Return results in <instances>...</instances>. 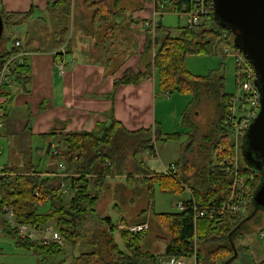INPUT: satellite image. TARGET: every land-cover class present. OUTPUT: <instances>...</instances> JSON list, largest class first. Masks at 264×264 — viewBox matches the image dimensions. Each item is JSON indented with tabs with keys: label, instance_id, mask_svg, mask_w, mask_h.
I'll use <instances>...</instances> for the list:
<instances>
[{
	"label": "trees",
	"instance_id": "1",
	"mask_svg": "<svg viewBox=\"0 0 264 264\" xmlns=\"http://www.w3.org/2000/svg\"><path fill=\"white\" fill-rule=\"evenodd\" d=\"M87 1L84 4L86 3L85 7L92 11L90 13L92 23L100 22L102 27L115 17L114 0ZM160 2L164 11L178 12L190 11L194 3L193 0ZM52 6L63 10L68 18L72 2L56 0ZM0 12L5 24L0 41L1 66L29 46L31 39L27 37L25 47H22L21 43L17 45L16 38L12 40L9 34L6 35V30L26 22L32 14V9L28 13H11L0 7ZM148 24L139 69L126 70L115 84L139 83L143 78L156 75L161 93L180 92L192 95L190 105L181 116L182 123L190 130L173 135L165 134L160 126L129 131L120 121L111 117L108 123H98L93 131L66 132L55 145L56 153L53 151L54 158L59 159L65 166L63 169L65 175L42 176L31 163L21 165L7 163L0 169V214L3 207L9 205L14 207L19 223L47 224L55 220L56 227L65 241L74 246L78 240H84L86 235H90L91 239L88 240L90 247L82 248L79 254L72 257L70 264H158L160 257L169 256L194 257L195 264H264V260L257 262L254 259L251 247L244 243V236L248 235L246 233L250 230L245 226L256 216L246 220L254 211L253 196L246 212L219 214L211 211L213 207L222 205L230 195L232 174L227 170L225 159L234 157L232 129L226 124H218L211 132L202 136L206 145L203 150L214 155L215 160L212 159L205 164L193 160L196 162L193 166L192 160L188 158L190 148L194 145L193 139L197 138V135H191L195 130V125L190 119L191 109L199 105L205 94L212 95L219 100L220 120H223L230 112L234 95L225 89V74L221 68L206 76L195 75L187 69L186 58L188 55L216 53L215 39H220L224 33H228L226 39L228 43L237 47L235 33L222 25L214 13L195 30L185 26L178 27L177 35H173L161 20L149 21ZM68 26L69 23L56 28L54 48H60L67 42ZM153 31L154 38H149ZM159 34H163V37L160 38ZM248 64L254 70L249 61ZM28 70L29 65L24 61L15 65L14 76L21 77ZM242 70L243 67L237 65L238 84L241 88V83L246 79V74ZM183 134H188L190 139L189 143L182 147L187 152L184 156L181 153L180 159L174 163L175 173H158L149 168L146 160L138 159L141 154L156 156L158 140H177ZM54 136L52 133L44 134L42 138L50 140ZM242 142L243 139L241 146ZM51 148L52 144L49 142L47 151H51ZM240 173L254 174L257 180L261 177L248 166H242ZM122 176L132 185L140 178L142 183L148 184L152 197L155 184H159L165 191L191 192L192 196L184 200L187 204L185 210L156 214L160 225L168 234L167 237L158 238L164 246L160 252H152L144 246L143 240L151 232L150 224L148 229L132 233L126 228H119V223H114L111 217L98 216L106 229L98 232L100 229L98 226L88 228V216L90 213L97 214L96 206L100 201V193L107 187L108 179ZM63 183L67 185L68 190L66 193L58 194ZM114 206L117 207L116 203ZM195 206L199 210L209 211L204 216L195 218ZM45 207L48 208L43 210ZM145 212L146 210H142V214ZM142 223L147 222L140 221L135 224ZM116 231L121 235L124 247L114 241ZM261 231L264 232V227L257 233L260 234ZM3 234L15 239L19 247L34 252L46 260L47 257L63 251V247L57 243L41 244L38 241L21 238L16 230H10L9 227Z\"/></svg>",
	"mask_w": 264,
	"mask_h": 264
},
{
	"label": "crops",
	"instance_id": "2",
	"mask_svg": "<svg viewBox=\"0 0 264 264\" xmlns=\"http://www.w3.org/2000/svg\"><path fill=\"white\" fill-rule=\"evenodd\" d=\"M54 1L0 0V7L5 12L28 13L32 9L30 18L20 24L27 29V37L31 39L22 51L23 62L27 61L29 70L21 77L15 75L13 82L5 88L6 117L0 141L9 140L12 159L25 154L22 162L36 166L42 176L53 177L65 175L62 163L54 156L47 161L41 157L39 163H35L34 136L54 134L48 152L53 154L64 133L93 131L98 123H108L111 117L129 131L155 128L160 126L159 120L162 121L158 100L161 95H171L159 91L156 75L143 78L139 83L115 84L126 70L139 69L146 32L143 30L149 21L160 20L158 16L164 12L161 0H135L137 3L132 5L129 0H114L116 15L102 27V23L90 20L92 11L84 4L87 0H70L73 4L69 19L63 10L52 6ZM132 7L133 11L130 10ZM67 23V42L54 48L56 27ZM137 33V51L133 47V54H130L129 42L130 48L134 46L133 38ZM16 39L25 47L23 38ZM62 64L63 70L60 69ZM10 162L21 165V162ZM149 162V168L158 173H163L169 166L163 162L152 166ZM0 223L6 230L3 218ZM257 235L262 242L253 245L251 252L257 262H262L264 232Z\"/></svg>",
	"mask_w": 264,
	"mask_h": 264
},
{
	"label": "rangeland",
	"instance_id": "3",
	"mask_svg": "<svg viewBox=\"0 0 264 264\" xmlns=\"http://www.w3.org/2000/svg\"><path fill=\"white\" fill-rule=\"evenodd\" d=\"M135 3H137L135 0H129V5ZM133 9L134 7L130 8V10L132 11ZM158 19L162 21V24L165 27L171 30L173 35H176L178 34V27H183L186 25L188 16L181 12L170 10L164 11L162 15L158 16ZM58 26L56 28H58ZM146 30L147 29L143 30V32H145ZM7 34L12 37V40H14L16 37L23 38V41L25 43L28 40L27 29H25L24 25L14 26L13 28H11V30L7 29L6 35ZM154 36L155 33L153 31L149 35V38H154ZM146 37L147 33L145 32L144 43L146 41ZM159 37L162 38L163 34H159ZM221 39H223V37H220V39H215L217 53L209 55H188L186 58V67L191 73L203 76H206L209 73L221 68V71H223L225 74L226 91L230 94H233L234 98L238 99L236 103V106L238 108V110L236 111L237 115L239 117L247 116L250 105H247L246 110L241 108L242 103L240 100L243 99L244 93L242 92V88L239 87L238 84L239 82L237 77L238 72L236 60L233 56H227L223 53H220V48L222 45ZM133 40L134 46H132L131 48V43L129 42L130 54H133L134 48L135 51H137V46L139 44L138 33L134 36ZM11 44L12 41H10V45ZM191 96L192 95L188 93L180 92L172 93L170 97H164V95L160 96L158 100V113L159 119L162 118V121L159 120V125L162 127L164 133H166L167 135H173L178 132L184 133L190 130L187 125H184L182 123L181 116L188 105H190L192 100ZM218 103L219 100L216 97L205 94L199 105H196L191 109L190 119L195 125V132L192 131L191 135H197V138L193 139L194 145L190 148L191 151L188 153V158L192 160L191 164L193 166L196 163L194 161L205 164L206 162L210 160L212 161V159L215 160L216 158L210 152H207V150H203L206 145L204 144L205 140L202 136H204V134L208 132H211L218 124L225 125L226 117L223 120H220V107L218 106ZM188 137V134H183V136L177 140H158L156 142V156L151 157L141 154L138 156V159L146 160V162H149V160L151 159L149 163L152 166L161 165V162L165 163L166 165L175 163L180 159L181 153L184 156L187 152H185V148L182 149V147L183 145L189 143L188 139H190V137ZM52 141H54V139L50 138V140H44L40 136H34L35 153L33 157L35 163H39L41 157H43L45 161H47L49 157L53 158V154H48L47 151V146L49 142ZM232 141L234 142L233 158H235V153L237 152L239 162L238 170L239 172H241L242 166H248L243 155V142L240 150V148L237 149L238 146L236 145V137L233 136ZM0 148H2L3 150V156H0V167H3L7 163H11L10 161L16 163L21 162V164L24 163L21 160H24V158H26L25 154L21 157L16 156L15 159H12V146L7 138H4L2 141H0ZM246 175L243 174L240 176L239 180L242 183H244L247 178L251 179V177H253L254 180H252V188L256 189L261 184V177L257 180V177L254 174H251L249 177ZM139 179L140 178H138V180H136L132 185L127 182V179L124 176L110 177L108 179V183L106 184L107 187H104L102 193H100V201L96 206L97 214L90 213L88 216V228L98 226L100 228L98 232H101L102 229H106V226L101 223V219L99 218L106 216L111 217L114 223L118 222L119 228H125L127 226L134 225L136 222L146 221L151 226V232L143 240L144 246L152 250V252H160L164 246L162 243H160L161 241L158 240V238L167 237L168 234L160 225L156 214L177 211L179 209V203L188 199L190 197V194L188 190H185L184 192H175L172 190L165 191L159 184H155L152 197L150 196L148 184L142 183ZM231 179L233 180L234 176H231ZM115 203L117 207L114 206ZM47 208L48 207H45L43 208V210H46ZM142 210H146V212L142 214ZM46 226L57 229L55 220H51L46 224ZM245 227L250 230L246 233L248 235L244 236V243L249 245L250 247H252L256 243L260 244V242L262 241L258 237L257 232L264 227V210L259 209L256 216L252 218ZM114 237V241H116L121 247H124L123 239L119 232L116 231ZM90 239L91 236L86 235L84 240H78L75 246L74 244L65 241V244L63 245V251L58 255L47 257L46 260V258L43 259L42 257L36 255L34 252L19 247L16 244L15 239L10 238L5 234H0V264H70L72 257L79 254V251L82 248L90 247L88 242V240L90 241ZM239 242L243 243V241ZM184 261L185 264L196 263V259L194 257H187L184 259Z\"/></svg>",
	"mask_w": 264,
	"mask_h": 264
},
{
	"label": "built area",
	"instance_id": "4",
	"mask_svg": "<svg viewBox=\"0 0 264 264\" xmlns=\"http://www.w3.org/2000/svg\"><path fill=\"white\" fill-rule=\"evenodd\" d=\"M189 1V0H186ZM193 8L188 12H183L188 16V21L185 25L186 28L195 30L199 28L204 22L207 21L208 16L214 13L215 1L214 0H193ZM228 33H224L223 39H221V52L227 56H233L236 60L237 65L242 66V72L246 74V79L241 83L243 99H241V108L246 110L247 105H250L247 116L239 117L236 113L238 110L236 103L237 98H234L231 106L230 112L225 118L226 126L232 129L233 136L236 137L237 149L241 146L242 136H244L249 125L252 123L253 119L258 115L260 111V92L256 86V74L251 66L248 64L247 59L240 51L239 48L231 45L226 40ZM17 45L20 42L17 41ZM23 63V52L14 55L12 58L8 59L4 64L0 66V132L4 125V119L6 117V109L3 100V94L5 88L13 82L14 79V68L15 65ZM64 63V62H63ZM61 70L64 69V64L61 65ZM54 148V146H53ZM55 149V148H54ZM3 153L2 148H0V155ZM54 153L56 151L54 150ZM226 164L228 166L227 170L231 172L232 180L231 190L229 197L220 206L213 207L211 211L219 214H236L240 212H246L252 199V194L255 188H252L253 177L247 178L244 183H242L239 178L241 176L238 168V153H235V158H226ZM64 165L62 168L64 169ZM176 172L175 164L167 166L164 170V174H173ZM251 173L246 176H250ZM68 190L65 183L58 194L66 193ZM38 195V192L36 193ZM190 196H192L189 191ZM187 204L185 201L179 203V209L185 210ZM208 209L199 210L195 206V218L198 216H204L208 213ZM0 218H3L7 227L12 230H16L18 236L21 238L30 239L33 241H38L41 244H52L57 243L63 247L65 244V239L58 231V229H53L52 227H47L46 224H31V223H19L17 221V216L13 206L5 205L3 207V212L0 214ZM148 223L134 224L125 227L132 233H137L148 229ZM5 230V227L0 223V234ZM185 258L178 256L160 257L158 259V264H185Z\"/></svg>",
	"mask_w": 264,
	"mask_h": 264
},
{
	"label": "water",
	"instance_id": "5",
	"mask_svg": "<svg viewBox=\"0 0 264 264\" xmlns=\"http://www.w3.org/2000/svg\"><path fill=\"white\" fill-rule=\"evenodd\" d=\"M216 19L235 33V45L251 63L260 92V111L243 136L247 165L261 176L253 193L254 211L246 220L264 210V0H214ZM0 12V41L4 33Z\"/></svg>",
	"mask_w": 264,
	"mask_h": 264
}]
</instances>
